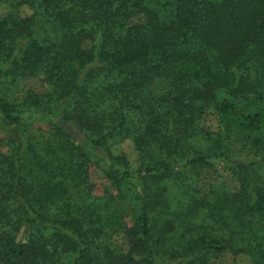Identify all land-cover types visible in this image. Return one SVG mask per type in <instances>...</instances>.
<instances>
[{"label": "trees", "instance_id": "16d2710c", "mask_svg": "<svg viewBox=\"0 0 264 264\" xmlns=\"http://www.w3.org/2000/svg\"><path fill=\"white\" fill-rule=\"evenodd\" d=\"M0 4V264H264V0Z\"/></svg>", "mask_w": 264, "mask_h": 264}, {"label": "rangeland", "instance_id": "374dc122", "mask_svg": "<svg viewBox=\"0 0 264 264\" xmlns=\"http://www.w3.org/2000/svg\"><path fill=\"white\" fill-rule=\"evenodd\" d=\"M10 12L6 5L0 4V17L7 15ZM15 13V12H14ZM16 14L21 17H26L32 14V10L27 6L20 7ZM49 91L48 85L44 82L42 77H34L28 78L21 81L10 93L11 97L16 102H20L26 95L28 94H42ZM202 124L210 129L216 130L217 127V116L213 109H209L203 115ZM42 124L35 121V126H41ZM235 152L240 150V146L236 143L232 145ZM5 150V149H4ZM114 155L120 156L123 155L126 158V161L129 164V167L133 170H137L139 163H138V156L134 149L133 143L130 140H125L122 143L114 146L112 148ZM241 153V152H240ZM244 153V152H243ZM218 174L222 178V183L224 185V189L228 192L233 193L239 189L238 182L236 178L232 175L231 171L229 170V165L220 164L216 167ZM90 179L94 184V195L101 197L104 194L113 195L114 191L112 190L109 182L107 181L104 173L96 168H90ZM207 187L202 188V190H206ZM170 196V204H175L179 199L178 195L173 192L172 189L169 191ZM129 223V220H127ZM117 248L120 250L122 254H126L129 250L127 242L122 239L118 238L115 242ZM214 264H250L247 257L244 255H233L230 252H225L220 257L214 260Z\"/></svg>", "mask_w": 264, "mask_h": 264}]
</instances>
